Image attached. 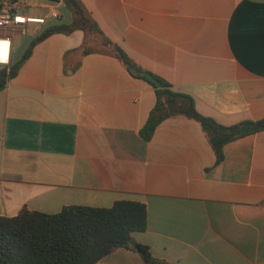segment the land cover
<instances>
[{"label": "crops", "instance_id": "obj_1", "mask_svg": "<svg viewBox=\"0 0 264 264\" xmlns=\"http://www.w3.org/2000/svg\"><path fill=\"white\" fill-rule=\"evenodd\" d=\"M80 1L201 115L224 126L264 120V0ZM18 35L8 64L19 60ZM83 41L79 30L50 35L0 88V216L137 201L147 223L132 237L157 260L264 264V130L226 143L219 163L192 119L167 118L144 141L152 87L111 55L82 56ZM97 264L143 262L116 249Z\"/></svg>", "mask_w": 264, "mask_h": 264}, {"label": "trees", "instance_id": "obj_2", "mask_svg": "<svg viewBox=\"0 0 264 264\" xmlns=\"http://www.w3.org/2000/svg\"><path fill=\"white\" fill-rule=\"evenodd\" d=\"M61 1L71 13L70 22L63 24L56 20L43 25L22 57L0 68L1 85L16 76L34 45L50 35L70 34L79 30L85 36L81 46L82 56L93 52L111 55L121 62L132 77L152 87L155 103L139 130V136L144 141H148L155 127L167 118L192 119L199 123L215 154V163H219L223 158V146L246 134L240 131L246 122L224 126L201 115L190 94L173 88L170 83L133 61L116 43L103 35L80 0ZM88 37L99 48H87L86 44L91 43ZM76 69V66L65 68L64 72L73 73ZM254 125L256 131L264 130V120ZM146 223L145 205L131 200L116 201L109 208L71 205L55 214L23 207L15 216H0V264H97L116 249L135 252L143 264H166L155 259L147 246L132 237L134 233L143 232Z\"/></svg>", "mask_w": 264, "mask_h": 264}, {"label": "built area", "instance_id": "obj_3", "mask_svg": "<svg viewBox=\"0 0 264 264\" xmlns=\"http://www.w3.org/2000/svg\"><path fill=\"white\" fill-rule=\"evenodd\" d=\"M58 1H45L40 5H27L19 0L0 1V65H7L11 55V44L14 33L26 34L30 24L45 25L50 21L60 19ZM28 8L34 9L33 15H28Z\"/></svg>", "mask_w": 264, "mask_h": 264}, {"label": "rangeland", "instance_id": "obj_4", "mask_svg": "<svg viewBox=\"0 0 264 264\" xmlns=\"http://www.w3.org/2000/svg\"><path fill=\"white\" fill-rule=\"evenodd\" d=\"M22 3H28V4H38L40 2H44V1H48V0H19ZM59 12L61 14V17L59 19L60 23L63 24H68L71 20V13L70 11L63 5V3L60 5L59 7ZM28 15H33V13H27ZM53 22V21H52ZM55 22V21H54ZM51 23V21H50ZM42 28L41 26H38V29ZM38 33H32V31H29L27 34L25 35H18L16 37V39L14 40L15 42V51H16V58L20 59L23 55V53L25 52V50L27 49L28 46V42L31 40V38H33L35 35H37ZM23 42L22 44H20V42ZM88 41L91 43H87L86 47L89 49H97L99 48L97 43H95L91 37H88ZM1 67V66H0Z\"/></svg>", "mask_w": 264, "mask_h": 264}, {"label": "water", "instance_id": "obj_5", "mask_svg": "<svg viewBox=\"0 0 264 264\" xmlns=\"http://www.w3.org/2000/svg\"><path fill=\"white\" fill-rule=\"evenodd\" d=\"M1 86L2 85L0 84V88ZM254 130H255V125L253 123H247L240 128V131L243 133L253 132Z\"/></svg>", "mask_w": 264, "mask_h": 264}, {"label": "bare ground", "instance_id": "obj_6", "mask_svg": "<svg viewBox=\"0 0 264 264\" xmlns=\"http://www.w3.org/2000/svg\"><path fill=\"white\" fill-rule=\"evenodd\" d=\"M0 58H1V59H4L3 56H2V54H0Z\"/></svg>", "mask_w": 264, "mask_h": 264}]
</instances>
